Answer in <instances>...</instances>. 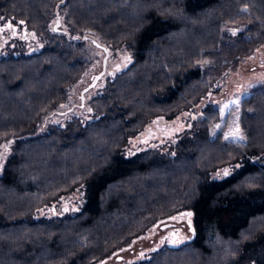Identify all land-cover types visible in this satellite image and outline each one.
I'll return each mask as SVG.
<instances>
[{"label":"trees","instance_id":"trees-1","mask_svg":"<svg viewBox=\"0 0 264 264\" xmlns=\"http://www.w3.org/2000/svg\"><path fill=\"white\" fill-rule=\"evenodd\" d=\"M243 14L246 33L264 29V0H0L3 37L15 25L45 39L30 52L19 34L0 51V264L104 263L186 209L192 240L120 264H264V90L240 102L242 141L223 126L213 136L220 110L201 65ZM87 37L132 61L90 100L91 119L52 124L91 70ZM200 106L169 151L124 156L153 120ZM73 192L79 212L35 217Z\"/></svg>","mask_w":264,"mask_h":264},{"label":"rangeland","instance_id":"rangeland-1","mask_svg":"<svg viewBox=\"0 0 264 264\" xmlns=\"http://www.w3.org/2000/svg\"><path fill=\"white\" fill-rule=\"evenodd\" d=\"M251 25L250 18L245 14L234 22L224 24V41L222 45L201 63L206 80L215 89L208 101L219 106L220 110V118L214 126L213 136L223 126L224 137L233 142L243 140L239 123L241 100L254 90H264V29L255 34L246 33L245 30L250 28ZM10 28L12 30L7 34H10L8 40L10 41L20 34L19 36L28 42V51L30 52L40 49L45 44V39H39L34 34L27 36L29 34L25 31L18 32L19 30L15 28V25ZM8 40L3 37V32L0 30V51L7 45ZM93 48L90 42L87 54L91 62V70L86 76V81L82 86H77L71 101L62 104L61 109L57 111L60 113L74 107L73 113H69L65 117L63 115L51 117L50 122L52 124H64L66 120L74 116H80L84 121L91 119L93 108L90 100L102 93L107 82L124 70L132 61L131 56L124 50L110 51L103 79L95 90H89L85 93V100L82 104L80 101L81 90L86 83L90 82L91 75L103 69L104 51L97 49V47ZM8 96L3 95L5 98ZM11 96L13 97V95ZM11 96H9V99H11ZM201 108L202 106L197 107L194 111L183 112L174 119L157 118L153 120L141 133L130 140L129 145L123 152L124 156L130 158L149 148L163 152L169 151L172 145L176 143L179 135L186 128H189L196 118L202 115ZM5 147V145L0 147V174L3 171L8 153ZM240 167L241 164L225 167L215 173L213 178L229 175ZM85 202L86 198L82 192H73L53 201L49 206L39 209L35 217L51 218L75 214L82 209ZM189 213L190 216L187 215ZM195 232L193 210L180 211L165 220L157 222L128 249L115 254L109 261L100 264L134 263L147 259L153 251L165 244L176 246L192 240Z\"/></svg>","mask_w":264,"mask_h":264},{"label":"water","instance_id":"water-1","mask_svg":"<svg viewBox=\"0 0 264 264\" xmlns=\"http://www.w3.org/2000/svg\"><path fill=\"white\" fill-rule=\"evenodd\" d=\"M60 24V20H58V22L55 24L54 26V29H57V26ZM87 39H89L92 44L103 50L104 51V59H103V69L100 73H98L95 77L92 78L91 80V83L88 85L87 88L83 89L81 94H82V103H84V100H85V93L91 89H93L94 87L97 86V84L99 83V81L104 77L105 73H106V66H107V61H108V58H109V55H110V50L107 46L101 44L98 40H96L95 38H89L87 37ZM72 109L70 110H67V111H64V112H60V114H65L67 112H70ZM120 260V258H119Z\"/></svg>","mask_w":264,"mask_h":264},{"label":"flooded vegetation","instance_id":"flooded-vegetation-1","mask_svg":"<svg viewBox=\"0 0 264 264\" xmlns=\"http://www.w3.org/2000/svg\"><path fill=\"white\" fill-rule=\"evenodd\" d=\"M101 71H102V70H101ZM101 71H99V72H101ZM99 72H97V73L91 75V77H90V82L86 83V84L84 85L83 89H85V88L88 87V85L91 83L92 78L95 77ZM91 74H92V73H91ZM102 79H103V78H102ZM102 79H101V80H102ZM101 80H100V81H101ZM100 81H99V83H100ZM99 83H98V84H99ZM98 84H97V85H98ZM95 88H96V87H94V88L91 89V90H95ZM83 89H82V90H83ZM82 90H81V92H82ZM81 92H80V101H81V103H82V94H81ZM82 104H83V103H82Z\"/></svg>","mask_w":264,"mask_h":264},{"label":"snow or ice","instance_id":"snow-or-ice-1","mask_svg":"<svg viewBox=\"0 0 264 264\" xmlns=\"http://www.w3.org/2000/svg\"><path fill=\"white\" fill-rule=\"evenodd\" d=\"M187 215H189V216H190L191 214L189 213V214H187Z\"/></svg>","mask_w":264,"mask_h":264}]
</instances>
